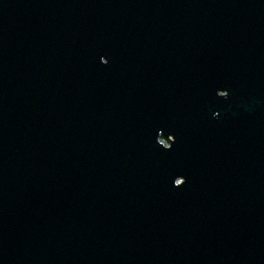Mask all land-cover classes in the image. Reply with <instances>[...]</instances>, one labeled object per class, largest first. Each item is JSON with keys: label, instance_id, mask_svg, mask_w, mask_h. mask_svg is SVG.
<instances>
[{"label": "water", "instance_id": "1", "mask_svg": "<svg viewBox=\"0 0 264 264\" xmlns=\"http://www.w3.org/2000/svg\"><path fill=\"white\" fill-rule=\"evenodd\" d=\"M0 264H264V0H0Z\"/></svg>", "mask_w": 264, "mask_h": 264}, {"label": "rangeland", "instance_id": "2", "mask_svg": "<svg viewBox=\"0 0 264 264\" xmlns=\"http://www.w3.org/2000/svg\"><path fill=\"white\" fill-rule=\"evenodd\" d=\"M161 142L164 143L166 146L169 145V143L167 141H165V140H161Z\"/></svg>", "mask_w": 264, "mask_h": 264}]
</instances>
